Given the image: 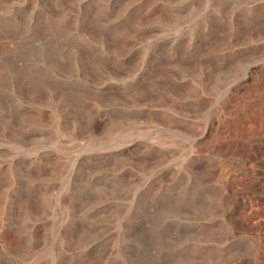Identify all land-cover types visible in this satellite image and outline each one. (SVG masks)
I'll return each instance as SVG.
<instances>
[{
  "label": "rangeland",
  "instance_id": "rangeland-1",
  "mask_svg": "<svg viewBox=\"0 0 264 264\" xmlns=\"http://www.w3.org/2000/svg\"><path fill=\"white\" fill-rule=\"evenodd\" d=\"M0 264H264V0H0Z\"/></svg>",
  "mask_w": 264,
  "mask_h": 264
}]
</instances>
